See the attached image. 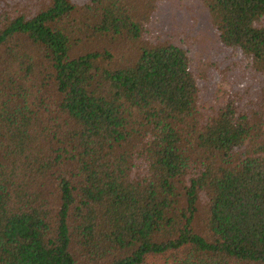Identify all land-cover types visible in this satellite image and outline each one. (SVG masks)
<instances>
[{"label":"trees","instance_id":"trees-1","mask_svg":"<svg viewBox=\"0 0 264 264\" xmlns=\"http://www.w3.org/2000/svg\"><path fill=\"white\" fill-rule=\"evenodd\" d=\"M198 1L205 75L153 0H0V264H264V0Z\"/></svg>","mask_w":264,"mask_h":264},{"label":"rangeland","instance_id":"rangeland-1","mask_svg":"<svg viewBox=\"0 0 264 264\" xmlns=\"http://www.w3.org/2000/svg\"><path fill=\"white\" fill-rule=\"evenodd\" d=\"M155 9L148 26L153 37L188 49L196 69L205 75L220 55L216 28L211 15L198 0H153ZM217 63V62H216ZM228 85H224L227 89Z\"/></svg>","mask_w":264,"mask_h":264}]
</instances>
